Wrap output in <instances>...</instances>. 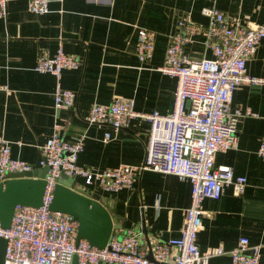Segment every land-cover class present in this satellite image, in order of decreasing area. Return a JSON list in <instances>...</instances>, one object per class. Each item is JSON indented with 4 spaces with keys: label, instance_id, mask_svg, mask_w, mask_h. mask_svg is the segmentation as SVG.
Wrapping results in <instances>:
<instances>
[{
    "label": "crops",
    "instance_id": "obj_1",
    "mask_svg": "<svg viewBox=\"0 0 264 264\" xmlns=\"http://www.w3.org/2000/svg\"><path fill=\"white\" fill-rule=\"evenodd\" d=\"M211 5L230 21L264 23V0H51L45 13L32 11L28 0H9L7 15L0 16V133L12 141L13 156L42 167V145L58 128L66 138L85 137L78 159L81 165L102 170L140 163L149 122L134 117L115 130L107 123H89L90 108L95 102L124 95L134 99L137 111L169 113L177 78L158 70L168 35L186 12L205 27L208 18L201 8ZM139 26L156 33L153 55L144 62L135 52ZM204 38L195 34L185 52L212 56ZM61 45L80 59L78 67L64 69L60 78L63 87L77 91L71 107L55 104L57 76L35 68L40 54L54 55ZM263 68L264 37L246 62L252 75H260ZM246 108L252 113L237 120L236 147L215 154L216 163L230 164L236 175L246 177L244 190L235 194L227 185L220 197L203 200L197 243L202 250L216 245L226 250L211 256L208 264H231L228 250L241 236L260 245L259 264H264V156L256 151L264 137V84L242 83L234 89L229 109ZM107 130L111 137L105 140ZM76 179L79 188L100 195L119 228H137L146 242L153 235H179L182 209L190 201L188 179L147 169L137 175L132 188L117 191L87 185L82 176Z\"/></svg>",
    "mask_w": 264,
    "mask_h": 264
},
{
    "label": "built area",
    "instance_id": "obj_2",
    "mask_svg": "<svg viewBox=\"0 0 264 264\" xmlns=\"http://www.w3.org/2000/svg\"><path fill=\"white\" fill-rule=\"evenodd\" d=\"M51 0H28L30 9L45 13ZM9 0H0V16L8 13ZM201 13L208 18L203 27L192 20L189 12L176 21L169 33L164 60L158 66L162 73L177 78L173 109L137 111L134 99L115 95L110 102H95L87 115L89 123H107L119 129L134 117L149 122L145 154L138 164L121 163L94 170L78 162L85 147V137L66 138L56 128L42 145L41 166H49L44 179L46 186L41 205L18 203L11 225L0 221V235L8 238L5 264H208L209 258L226 252L222 245L200 249L198 232L203 227V200L218 198L227 185L235 194L245 187L246 177L236 175L230 164L216 163L217 151L234 148L238 142L237 120L252 111L229 109L234 89L242 83L264 84V68L260 75L247 72L246 62L264 37V23L244 25L230 21L217 7L204 6ZM202 33L212 56L193 57L185 45L194 35ZM155 31L137 28L135 52L140 62L153 55ZM80 59L61 45L54 55L40 54L36 70L51 72L59 79L54 92L58 107H71L77 91L63 87L60 82L66 68H76ZM111 131L104 132V139ZM19 143L20 140H18ZM257 154L264 156V137L259 141ZM32 162L13 156L12 141L0 133V182L13 171L35 167ZM172 173L188 179L191 184L189 204L182 209L183 223L178 236L162 238L153 235L145 241L135 227L113 228L103 247L78 238L79 222L65 211L51 208L55 189L62 174L82 176L85 184H97L106 191L132 188L142 170ZM231 264H259L260 245L250 244L241 236L228 250Z\"/></svg>",
    "mask_w": 264,
    "mask_h": 264
},
{
    "label": "water",
    "instance_id": "obj_3",
    "mask_svg": "<svg viewBox=\"0 0 264 264\" xmlns=\"http://www.w3.org/2000/svg\"><path fill=\"white\" fill-rule=\"evenodd\" d=\"M49 166H35L31 170L13 171L0 182V221L5 227L11 225L18 203L41 205L46 186L44 176ZM51 208L71 213L79 222L78 238L88 239L92 245L105 246L111 230L120 223L112 217L98 193H89L77 186V179L62 174L55 189ZM8 238L0 235V264H5ZM73 264H80L75 256ZM97 264H103L99 261Z\"/></svg>",
    "mask_w": 264,
    "mask_h": 264
}]
</instances>
